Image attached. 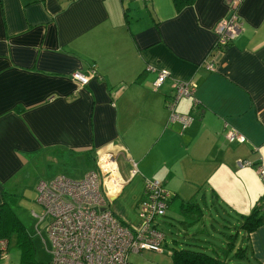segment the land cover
<instances>
[{
    "label": "crops",
    "instance_id": "obj_1",
    "mask_svg": "<svg viewBox=\"0 0 264 264\" xmlns=\"http://www.w3.org/2000/svg\"><path fill=\"white\" fill-rule=\"evenodd\" d=\"M229 11V0H0V203L40 179L95 169L105 205L134 228L154 178L171 195L162 226L170 207L179 230L197 225L208 241L217 232L225 244L232 226L244 257L264 264V222L238 226L264 193V0H240L239 32L217 46L213 26ZM160 68L168 74L153 88ZM176 80L195 84L174 106L192 116L184 127L166 106ZM228 128L245 140L225 139ZM207 212L225 228L208 229Z\"/></svg>",
    "mask_w": 264,
    "mask_h": 264
},
{
    "label": "built area",
    "instance_id": "obj_2",
    "mask_svg": "<svg viewBox=\"0 0 264 264\" xmlns=\"http://www.w3.org/2000/svg\"><path fill=\"white\" fill-rule=\"evenodd\" d=\"M240 0H229V14L217 20L213 26L216 34L215 45H224L239 32V18L234 9ZM212 69V62L207 63ZM147 69H153L146 66ZM90 74L95 73L91 64ZM94 74V75H95ZM168 74L166 68L156 71L153 88L159 86ZM71 77L86 83L89 76L74 70ZM192 80H176L173 92L166 100L171 118L186 126L192 116L174 111L181 97H189L194 89ZM228 141L243 142L244 135L228 128L223 133ZM241 166L250 165L249 159H237ZM135 169V168H134ZM133 172V170H132ZM256 172L264 183V168L257 165ZM36 200L41 205V214L33 215L42 220L47 217L46 232L49 241V257L44 264H132L127 259L128 251L140 249L161 250L162 232L157 226V218L165 214L170 192L163 182L149 178L144 182L143 195L136 205L140 218L139 227H124L105 205L99 178L95 169H89L79 178L57 174L49 180L40 179L36 183ZM261 207L264 210V198ZM6 241L0 238V255Z\"/></svg>",
    "mask_w": 264,
    "mask_h": 264
},
{
    "label": "rangeland",
    "instance_id": "obj_3",
    "mask_svg": "<svg viewBox=\"0 0 264 264\" xmlns=\"http://www.w3.org/2000/svg\"><path fill=\"white\" fill-rule=\"evenodd\" d=\"M75 176V175H73ZM75 178V177H73ZM36 184L34 183L31 190H27L25 195L19 194H5L6 201L10 207L9 212L4 215L6 217V223L9 224L10 233L7 235V247L3 256L0 257V264H37L38 262L46 261L49 257V241L47 239L46 224L47 217L45 216L42 220L38 221V218L32 214V210L41 214L42 207L36 200ZM210 207V206H209ZM32 209V210H31ZM212 211V210H211ZM177 211L173 208L167 210V216L164 217V226H162L163 216L158 217V223L164 233L161 241V250L155 249H140L136 251H129L127 254V259L132 264H171V258L169 252L167 251L170 248H198L197 245L203 246L202 249L206 252L212 253L213 249L218 253V256H221L225 264H254L247 257L239 258L234 255V250L224 254L219 250L213 243L224 245L222 239L223 236L221 233H214V238L208 241L206 233L202 232V229H198L197 225L188 227L184 232L179 230L180 228L174 225L173 220L175 221L176 217L174 214ZM205 215V224L208 229L215 227L218 228L222 226L225 221L220 218H214L212 223ZM12 215H15L17 220L20 222L12 221ZM227 219V218H226ZM217 220V221H216ZM12 221V223L10 222ZM22 225L24 231V236L31 243V248L28 250L25 260L22 259V251L24 249L22 244H25L26 241L23 237H18L17 232L19 231V226ZM124 227L127 225L122 224ZM129 227V226H127ZM202 228V227H201ZM225 228V227H222ZM131 229V227H130ZM229 233L234 232V228H228ZM226 233V232H225ZM6 238V237H5ZM20 241V245L17 244V241ZM239 244L243 245L242 234H237L235 238V247ZM249 254V249H246V256Z\"/></svg>",
    "mask_w": 264,
    "mask_h": 264
},
{
    "label": "trees",
    "instance_id": "obj_4",
    "mask_svg": "<svg viewBox=\"0 0 264 264\" xmlns=\"http://www.w3.org/2000/svg\"><path fill=\"white\" fill-rule=\"evenodd\" d=\"M171 1H172V4L175 6V8H180L182 6L189 5V3H191L193 0H171ZM234 11H235V9H234ZM239 21H240V19H239ZM232 39H230V40H232ZM214 44H215V41H214ZM226 44H224V45H226ZM224 45H222V46H224ZM217 46H221V45H217ZM145 69H147V68L145 67ZM95 70H96V68H95ZM257 165L264 168V166L259 163V164H255V169H256ZM257 175L259 176L258 173H257ZM263 185H264V183H263ZM262 196L264 198V193ZM187 203H190V202L187 201ZM262 203H263V200L261 199V203L259 205H261ZM259 205L255 206L250 211L249 214L244 215L242 217L243 218L242 223L238 224V226H241V228L245 232L253 230L255 227L259 226L261 223L264 222V210ZM185 207L181 208L182 209L181 211L183 212V214L185 216H188L190 214V211L186 210V209H189V207L188 206H185ZM9 209H10V207L8 206V203L6 201V195H5L3 197L2 202L0 203V237L8 238L7 235H8V233H10L9 224L5 222L6 217H4V215H6L9 212ZM12 221L13 222L14 221L19 222L17 220V218L15 217V215H12ZM12 221H10V222L12 223ZM117 221L119 223H121L118 219H117ZM121 224H123V223H121ZM17 235H18L19 239H20V237H23L24 240L26 241L25 244H22L23 245L22 249H24L22 251V259L25 260V256H26L28 250L31 248V243L24 236V231L22 229L21 224L19 226V231L17 232ZM225 236H227V239H226L225 244L222 246V252L227 253L231 250H234L235 256H237L239 258L244 257L246 255V246L245 245L244 246L239 245V246L234 248L236 232L226 233ZM19 239L17 241L18 245L21 244ZM168 252H169V255L171 258V264H225L226 263V261H224V259L218 257L216 254L206 252L202 248H171L170 250H168ZM44 263H45V261L38 262L37 264H44Z\"/></svg>",
    "mask_w": 264,
    "mask_h": 264
},
{
    "label": "flooded vegetation",
    "instance_id": "obj_5",
    "mask_svg": "<svg viewBox=\"0 0 264 264\" xmlns=\"http://www.w3.org/2000/svg\"><path fill=\"white\" fill-rule=\"evenodd\" d=\"M71 178H73V177H71ZM140 219V218H139ZM157 220H158V218H157Z\"/></svg>",
    "mask_w": 264,
    "mask_h": 264
}]
</instances>
